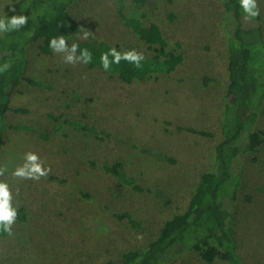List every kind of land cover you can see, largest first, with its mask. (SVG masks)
I'll use <instances>...</instances> for the list:
<instances>
[{"label":"rangeland","instance_id":"rangeland-1","mask_svg":"<svg viewBox=\"0 0 264 264\" xmlns=\"http://www.w3.org/2000/svg\"><path fill=\"white\" fill-rule=\"evenodd\" d=\"M122 1L125 13L135 10L133 0ZM257 2L264 32V0ZM11 5L0 0V15ZM118 8L117 0H76L68 12L95 37L131 43L147 56L142 34L123 24ZM142 10L170 47L179 44L182 61L169 75L124 83L83 63L65 64L53 51L40 53V41L26 46L23 76L42 85L22 80L4 117L0 166L8 170L0 180L13 192L18 218L12 235L0 231V264H98L143 247L165 219L186 208L211 168L227 80L221 1L154 0ZM250 128L264 131V117ZM29 151L51 169L39 181L11 175ZM253 156L264 160V142L240 156L233 216L242 264H264V167ZM115 161L141 189L102 170ZM123 212L138 226L120 221ZM162 264L229 263L186 251Z\"/></svg>","mask_w":264,"mask_h":264},{"label":"trees","instance_id":"trees-1","mask_svg":"<svg viewBox=\"0 0 264 264\" xmlns=\"http://www.w3.org/2000/svg\"><path fill=\"white\" fill-rule=\"evenodd\" d=\"M11 1V8H15V12L9 10L0 17L4 14L9 17L23 14L29 20L19 31L0 34V65L11 64L8 71L0 73V146L4 117L9 109L13 89L22 80L42 85L23 76L26 64L25 48L28 44L40 41V53L50 55L52 49L48 46L49 40L59 35L66 36L69 45L75 42L80 49H89L93 61L86 66L102 72L105 71L100 65V56L109 48L115 47L119 51L135 49L131 43L121 45L95 36L88 40L80 39L83 28L68 12L76 0ZM152 1L154 0H133L135 10L125 13L123 1L117 0L118 14L123 24L136 34H142L140 38L145 42L148 51L139 68L125 61L111 66L107 73L121 82L131 83L134 80L156 78L157 75H169L182 61V54L176 51L179 44L175 43L174 47H170L160 28L146 18L142 8ZM220 1L223 7L221 26L226 34L227 80L224 87L225 107L219 129L220 138L214 147L213 164L201 174L186 208L165 219L153 239L143 247L129 250L119 257L98 264H162L186 251L197 252L205 262L220 260L229 264H242L236 252L233 211L241 185L240 156L257 152L259 145L264 142V131L250 128L259 116L264 117V32L261 14L252 21L245 22L239 0ZM111 59L109 56V60ZM252 82L255 86L250 88ZM72 123L81 129L93 131L90 127ZM186 130L208 134L191 127ZM251 160L264 167V160L254 156ZM102 170L114 175L119 184H130L133 188L141 189L132 177L126 175L120 161L103 164ZM164 199H168L167 195ZM223 212L227 215L221 219ZM116 217L131 226H138L127 212L117 214Z\"/></svg>","mask_w":264,"mask_h":264},{"label":"clouds","instance_id":"clouds-1","mask_svg":"<svg viewBox=\"0 0 264 264\" xmlns=\"http://www.w3.org/2000/svg\"><path fill=\"white\" fill-rule=\"evenodd\" d=\"M239 6L242 9L245 22H250L260 15V7L257 0H239ZM10 11L15 12V8L10 7ZM28 20L29 17L23 14L10 17L4 14L3 17H0V34L19 31L27 24ZM89 37H94V35L90 31L82 29L80 39L88 40ZM48 46L55 54L62 56L65 64H90L93 61V56L89 49H80V46L75 42L69 45L66 36L59 35L51 38ZM109 56L112 57L111 60H109ZM144 60L145 55L143 52H138L135 49L119 51L117 48L111 47L107 52L101 54L100 65L107 72L113 64L119 65L121 61L128 62L139 68ZM10 67V63L0 65V73L8 71ZM7 170L6 166H0V176H4ZM50 171V167L46 166V162L36 152L29 151L24 153L22 164L16 166L11 175L19 180L39 181L41 178L46 177ZM17 218L18 211L17 206L13 204V192L6 181L0 180V231L12 235V226Z\"/></svg>","mask_w":264,"mask_h":264}]
</instances>
